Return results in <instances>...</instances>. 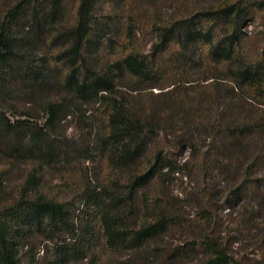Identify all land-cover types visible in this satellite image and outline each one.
Listing matches in <instances>:
<instances>
[{
    "label": "trees",
    "instance_id": "obj_1",
    "mask_svg": "<svg viewBox=\"0 0 264 264\" xmlns=\"http://www.w3.org/2000/svg\"><path fill=\"white\" fill-rule=\"evenodd\" d=\"M14 1L4 17L7 23L0 27V88L8 78L24 77L31 71L33 59L24 49L46 36L51 43L63 46L58 58L68 67L65 84L68 92L80 101V109L96 105L104 109L107 128L102 142L110 146L114 171L126 177L122 182L115 181L104 198L102 224L110 252L102 264H264V114L256 112L252 105L258 102L254 88L264 83V36L261 47L251 42L248 51L245 49L249 39H253L249 36L250 22L255 14L264 17V0L184 1L160 17L155 15L160 0H125L124 23L114 39V43H120L121 54L108 57L102 53L105 44L102 40L110 37L111 25L106 19H96L100 0H73L74 12L64 18L61 13L64 0ZM19 28L21 32L16 31ZM148 29L156 41L145 55L140 43H136L138 34ZM196 46L206 47V53L193 54ZM197 62L199 66H211L213 72H225L224 86L230 85L231 89H217L215 82L221 78L212 73L210 77L194 80L192 69ZM35 71L38 76L30 79L34 83L44 76L39 68ZM200 80L211 82L197 89L200 83L194 82ZM128 84L134 85L133 91L138 92L131 94L121 89ZM188 86L194 89L195 96H188V90H192ZM141 89L160 90L158 93L151 90L146 96L161 99L165 104L161 107V119H156L153 107L143 110L138 107ZM226 91L222 96L221 92ZM223 101L229 102L225 109L222 106L226 113L214 117L209 114ZM202 108L207 112L195 113ZM46 110L49 116L45 127L28 120L12 122L0 113L5 154L15 159H49L53 155L49 146L53 144L56 149L58 144L52 143L49 131L59 124L67 107L63 101L48 102ZM172 113L187 125L184 129L176 125L179 121L173 122ZM194 120L204 124L202 135L197 138L202 137L206 149L193 172L198 175L204 168H221L224 183L221 202L229 211L238 213L249 234L261 233L256 243L258 262L250 259L246 253L249 248L238 241L220 242L205 229L198 237L189 235L182 228L184 214L165 194L167 177L178 171L163 148V138L178 137L176 134L186 127L198 125ZM162 130L169 133L162 136ZM22 133L29 134L26 141L18 138ZM185 136L178 137V149L181 153L196 154L195 136H188L189 139ZM62 151L69 154L65 149ZM6 170L0 169V189ZM38 179L37 170L30 171L18 185L16 196L0 193V264L21 263L27 233L43 228L49 232L60 228L75 233L70 207L63 201L54 200L43 191L30 196L39 188ZM195 183L199 186L196 220L204 227L212 221L215 201L202 189L200 180ZM132 204L141 221L131 226L128 214ZM171 235L181 238L172 248L164 244V239ZM85 240L89 238L83 239V244ZM235 244L243 255L233 251ZM55 247L60 249L58 259L64 264L86 258L84 245L72 252L59 245ZM126 248L134 255L123 260L121 252Z\"/></svg>",
    "mask_w": 264,
    "mask_h": 264
},
{
    "label": "rangeland",
    "instance_id": "obj_2",
    "mask_svg": "<svg viewBox=\"0 0 264 264\" xmlns=\"http://www.w3.org/2000/svg\"><path fill=\"white\" fill-rule=\"evenodd\" d=\"M184 1L190 2L191 0H160L157 4V10H155L156 17H160L163 13H170L178 3ZM202 1L214 3L219 0ZM124 2L125 0H100L96 9V19L100 21H105L106 19L111 25L110 37L102 40L103 44L105 43L102 46V53L106 57L121 54L120 43H114V39L124 23L122 11ZM14 4V0H0V27L7 23V18H4L6 11ZM74 5L73 0L63 1V6L61 7L62 18H64V15L74 12ZM148 12H151V10ZM250 23L249 36H252L253 39H249L247 42L245 46L247 51L251 42L261 47L260 43H262V37L264 36V17L262 14H255L254 19ZM16 31L21 32V29H16ZM38 40L30 48L24 49V51L30 53V59H33L31 71L27 72L26 76L23 75L24 77H10L1 86L0 113L12 122L28 120L34 125L45 127L49 116L46 104L48 102L63 101L67 107L65 114H63L59 124L54 129L50 130L48 128L53 135L52 143L58 144V147L55 149L53 144L49 146L53 154L49 159H27L25 157L15 159L5 154V144L0 136V169L1 167L7 168L3 175L0 193L11 197L16 196L18 185L26 179L30 171L37 170L39 188L33 190L30 196L35 197L39 191H43L50 198L63 201L70 207V218L71 222L73 221L75 224V233L72 230L60 228L53 229L51 232L47 228H43L41 231L33 232V234L27 233L21 250L22 260L20 264H64L61 261L59 262L58 254L60 249H57L56 245H59L61 249L67 252H72L83 245L86 246V258L83 261L74 259L73 262L69 261L66 264H102L108 259L110 252L107 248L104 226L102 224L104 198L111 191L110 186L119 179V182H122L126 175H120L114 171L109 158L110 146L108 144L104 146L102 142L107 128L103 107L96 105L95 107L88 106L85 109V106H83L86 112L80 109V101L68 92L65 84L68 67L58 58L63 46L51 43L50 38L46 36ZM137 40L136 44L140 43V50L147 55L156 38L154 33L148 29L144 33L140 32ZM204 53H206V47L204 46L193 48V54L197 56H201ZM89 56L91 63V54ZM197 63L192 69L194 80L210 77L212 73L216 77L221 78L217 80L218 82H215L217 89H231L230 85L224 86V82L226 83L225 72H213L212 69L214 68L211 66H199V62ZM20 64L19 62L18 65ZM37 68L44 73V76L41 77L40 81L34 83L30 79L38 76L35 71ZM209 82L211 80L206 82L200 80L194 83L195 85L200 83L197 85L200 86L197 89H203L205 84ZM133 87L134 85L129 86L128 84V87L121 86V89L131 94H136L138 91H133ZM136 87L143 88L138 85ZM188 87L192 89L188 90V96H195L194 89L190 86ZM254 89H257L258 92V102L252 103L253 108H256V112L264 114V91L261 90L264 89V83ZM151 90L154 93L160 92L159 89H141L142 97L137 101L138 107L142 110L144 108L147 109V107H153L157 112L156 119L159 120L161 119L159 118L160 114L163 116L161 107H165V104L161 103V99L146 96ZM227 93L228 91L226 93L221 92V95L224 96ZM228 105V101H223L220 105L214 106L212 113H208L213 117L226 113V110L223 111L222 106ZM202 111L204 112L201 113ZM205 112H207L205 108H202L201 111L195 110V113L200 115ZM172 117L173 122L180 120L177 114L172 113ZM194 121L198 125L186 127L185 131L178 132L176 135L179 137L186 134V138L188 136L191 137V135L195 136L197 141L196 154L181 153L180 149H178L179 142H177L178 137L176 136L170 135L163 138V148L170 154L174 170L178 171L167 177L165 194L184 214L185 223L182 228L189 235L198 237L201 234L200 231L205 229L210 237L220 240V242L229 241L231 244L238 241V243L244 244V248H249L246 253L250 259L254 260L253 262H258L260 255L256 243L257 236L260 237L261 233L257 234L258 232L254 231L249 234L248 230H246V224L242 222L238 213L229 211L224 203L221 202L220 194L224 187L221 168H204L206 170L198 175L193 172L201 163L206 149L202 137L197 138L202 135L200 133L204 130V124L202 125L198 120ZM179 122L176 124L178 127H183L184 129L187 126L183 123V120ZM167 132L169 133L168 130L160 131L162 136ZM28 137L29 134L22 133L18 138L21 139L20 141H26ZM64 149L69 151V154L63 152L62 150ZM193 155L194 159L192 158ZM198 180H200L202 189L215 201L211 211L212 221L210 224H205L204 227L196 220L198 212L196 207L197 189L199 186L195 182ZM249 197H252V195L250 194ZM216 201L218 202L216 203ZM139 203L140 200H138V205ZM130 211L128 214L131 216L128 222L129 225L138 224L141 221V216L134 213L135 204L132 209L130 208ZM127 212L128 210L125 209V213ZM262 228H264V222H262ZM87 237L89 240H85L86 243L83 244V239ZM180 239L178 235H171L164 239V244L172 248L180 242ZM233 248V251L238 252V255L244 254L238 244H235ZM121 253L124 254L123 260H128L134 255L128 248ZM95 257L99 260L97 261ZM188 260L189 258H187V262Z\"/></svg>",
    "mask_w": 264,
    "mask_h": 264
}]
</instances>
